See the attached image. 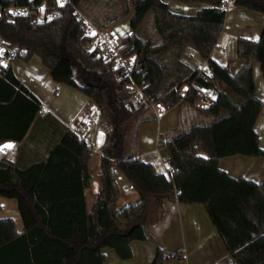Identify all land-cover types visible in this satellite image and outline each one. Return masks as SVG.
Listing matches in <instances>:
<instances>
[{
    "label": "trees",
    "instance_id": "1",
    "mask_svg": "<svg viewBox=\"0 0 264 264\" xmlns=\"http://www.w3.org/2000/svg\"><path fill=\"white\" fill-rule=\"evenodd\" d=\"M180 1L208 5L195 14H181L164 0H134L131 32L121 44L136 61L137 68L129 75L108 68L110 59L86 49L89 35L77 14L94 21L83 0H0V38L17 48V58L40 57L54 80L87 94L97 104L106 128L98 172L102 187L92 208L85 198L91 151L76 132L66 130L47 159L27 166L19 155L14 160L0 159V195L17 199L24 224L18 230L13 217H0V264H107L105 247L129 259L133 241L153 240L151 231L163 216L166 200L206 207L231 257L220 264H264V181L234 177L219 165L224 156H264L255 128L263 100L257 95L254 76L256 61L264 75V28L257 40L238 38L237 54L244 63L237 73L211 55L230 5L264 13V0ZM43 2L49 17L41 22L24 11L9 10L36 9ZM129 11L126 3L109 23ZM149 18L152 30L146 26ZM109 23L94 24L107 28ZM189 46L207 60V70L182 60ZM203 73L227 88L207 105L199 100L200 89L213 83L205 81ZM133 82L142 86L145 96L138 103L130 99L128 88ZM174 105H179L180 123L158 140L175 169L167 174L139 159V128L157 118L156 106ZM42 114L41 100L18 78L12 64H1L0 145L35 138L42 119L60 122L49 112ZM64 149L70 153L65 172L54 168L62 162ZM119 172L139 194L136 202L122 207L118 205ZM76 178L81 181L77 190ZM63 181L70 189L66 197L61 195ZM167 258L158 249L154 264Z\"/></svg>",
    "mask_w": 264,
    "mask_h": 264
},
{
    "label": "crops",
    "instance_id": "2",
    "mask_svg": "<svg viewBox=\"0 0 264 264\" xmlns=\"http://www.w3.org/2000/svg\"><path fill=\"white\" fill-rule=\"evenodd\" d=\"M164 1L168 3L169 8L173 12L180 13L178 11L182 10L186 11V14H195L199 9L208 5L206 2L200 1ZM263 28L264 13L231 4L227 9L223 32L212 50V57L227 66L231 73H237L244 63V60L237 54L238 38L247 37L257 40ZM184 54H187L190 60L192 58L198 61V65L192 66L190 62L184 59ZM199 57L202 59H199ZM182 60L193 68L208 69L207 60L193 47L189 46L183 51ZM12 68L18 78L41 100L43 104L42 115L45 116L49 112L60 122L51 117L42 119L36 128L37 134L35 138L23 143L18 140L3 142L0 145V159L3 158L2 148L5 145L13 146L10 148V157L6 159L14 160L19 155L24 166L36 159H47L52 149H55L62 142L66 130L70 129L76 132L87 142L91 151L88 162L91 181L90 186L85 189V198L88 208H92L102 187L98 172L102 162V145L106 137L105 123L100 119L97 104L83 91L64 82L54 80L48 68L38 56L32 57L29 61L17 58L12 64ZM254 76L257 95L263 100V108L256 121L255 128L260 137V146L264 148V75L258 61L254 65ZM211 88L213 89L212 94L215 93L216 95L219 91H227L224 83L218 79L214 80ZM155 113L157 118L149 129L151 139L157 146L154 149H148L144 143L145 139H142L141 145L140 140L141 154L139 159L152 163L156 171L168 174L170 168L169 152L166 147H159L158 140L161 134L179 125V105L167 108L156 106ZM91 119L93 120L92 125L89 124ZM79 123L86 125L85 131H77ZM96 152H99V157ZM61 154L62 162L54 165V168L65 172L70 167V164L66 162L70 153L64 149ZM219 165L234 177L244 176L258 182L264 181V156L240 154L224 156L220 159ZM119 173L121 177L117 180L121 186V196L118 205L122 207L136 202L139 199V194L135 189L130 190L128 188L131 183L121 172ZM78 179H75L76 184L74 187L76 190L77 185L81 184L80 180L78 183ZM66 184L63 181L60 186L63 197H66L68 190H70L65 187ZM123 184L124 189L122 188ZM0 207L4 213H9V215L0 217H13L17 229L22 230L24 228L16 198L0 195ZM151 232L153 240H135L132 242L133 256L131 258L120 261L112 254L114 263L154 264L158 249H162L163 253L168 255L163 264H220L231 260L229 252L203 204L166 200L163 205V216L155 224ZM103 250L107 254L108 263L109 251L107 247Z\"/></svg>",
    "mask_w": 264,
    "mask_h": 264
},
{
    "label": "built area",
    "instance_id": "3",
    "mask_svg": "<svg viewBox=\"0 0 264 264\" xmlns=\"http://www.w3.org/2000/svg\"><path fill=\"white\" fill-rule=\"evenodd\" d=\"M66 1V0H60ZM225 5L228 6V2H225ZM43 7L45 9V3L43 2L36 9H29L25 7H11L9 8L12 13L16 11H24L28 13L33 21L41 22L46 17H49V13L44 11V15H41V11H43ZM78 17L80 19L81 25L84 27L85 32L89 35V39L85 44L86 49L97 52L100 55H103L111 60V66L121 70L123 73L131 75L134 69L137 68L136 61L134 56L127 55L124 50L121 48L122 38L109 31L108 28H99L97 27L86 15L82 12H78ZM17 48L15 46H11L7 44L0 38V65H8L13 64L14 60L17 59ZM205 81L214 83V80H211L210 76L207 74H201ZM212 87V86H211ZM205 88L203 91H200L199 100L201 103L207 101L209 96L212 94L213 89ZM129 91L131 92V102L138 103L144 96V92L142 86L138 83H131L129 85ZM201 90V89H200ZM89 124H93V120L89 121ZM86 125L84 123H79L77 127V131H85ZM11 150L10 148L3 147L2 148V157L7 158L10 157ZM174 167L169 168V172H174ZM130 190H134V186L132 184L128 185Z\"/></svg>",
    "mask_w": 264,
    "mask_h": 264
},
{
    "label": "rangeland",
    "instance_id": "4",
    "mask_svg": "<svg viewBox=\"0 0 264 264\" xmlns=\"http://www.w3.org/2000/svg\"><path fill=\"white\" fill-rule=\"evenodd\" d=\"M86 7H87V12L90 15V17L93 19L94 23H96L97 25H103V24H107L109 23L110 19L112 17L115 16V14H117L123 7L124 5H128L129 7V14L126 15L125 17L117 20V21H113L111 23H109L107 25V28L109 31L119 35L121 38L123 36H125L126 34H129L131 32V25H130V19L134 13V9H133V5H134V0H83ZM45 9L43 7V11H41V15H44ZM254 11V10H252ZM182 14H186V11H178ZM258 12V11H256ZM261 13V12H259ZM146 26H148L151 30H152V21L151 18L148 19ZM184 59L187 62H190V64L192 66H197L198 65V61H196L195 59H192L193 61H191L188 58V55L184 54ZM199 59H202L201 57H199ZM17 59L14 60V62ZM201 61V60H200ZM13 62V63H14ZM261 67V66H260ZM203 89V87L201 88ZM216 97V94L213 93L209 96V99L205 102H203V105H207L209 104L212 100H214ZM95 106V105H94ZM155 109V108H154ZM155 120L152 121H146L144 123H142L141 127H140V131H139V141H140V145L142 142V139L144 140V143L146 144L148 149H154L157 144L154 143L151 139V132L149 127L151 128V126L153 125L152 123H154ZM263 141H264V136H263ZM153 142V143H152ZM152 143V144H151ZM139 145V146H140ZM141 150V147H140ZM98 151V150H97ZM202 154L205 155V152L202 151ZM96 155H98L99 157V152H96ZM120 173L117 174V179H120L121 175H119ZM122 188L124 189V184L122 185ZM9 215V213H4L2 211V208L0 207V216H6ZM107 250L109 251V257H108V263L107 264H115L112 258V254L115 255V257H117L120 261H122V258H120V256L117 254V252L115 251V249L111 248V247H107Z\"/></svg>",
    "mask_w": 264,
    "mask_h": 264
},
{
    "label": "snow or ice",
    "instance_id": "5",
    "mask_svg": "<svg viewBox=\"0 0 264 264\" xmlns=\"http://www.w3.org/2000/svg\"><path fill=\"white\" fill-rule=\"evenodd\" d=\"M4 147L11 148L13 146L12 145H5Z\"/></svg>",
    "mask_w": 264,
    "mask_h": 264
}]
</instances>
